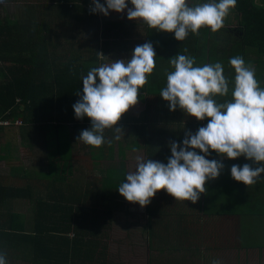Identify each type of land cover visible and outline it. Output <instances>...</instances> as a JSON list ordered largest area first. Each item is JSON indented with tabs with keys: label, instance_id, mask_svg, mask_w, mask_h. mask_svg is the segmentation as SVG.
<instances>
[{
	"label": "trees",
	"instance_id": "16d2710c",
	"mask_svg": "<svg viewBox=\"0 0 264 264\" xmlns=\"http://www.w3.org/2000/svg\"><path fill=\"white\" fill-rule=\"evenodd\" d=\"M53 1L57 7L56 18L59 20L74 21L82 33H94V29H101V13L90 12V5ZM229 13L233 14V22L227 25L229 20L224 18V26L216 32L204 26L198 35L189 34L184 41L174 38L173 44H170L172 55L179 53L199 60L208 58V61L214 63L220 62V59L227 61L232 57L241 56L249 63L246 55L264 54V9L255 7L252 0H237L235 8L230 9ZM23 18L21 22L0 23V75L5 79L0 81V129L8 125L21 127L22 141H28L29 136L36 134L38 139L48 145L58 142L60 150L43 156L47 164V167L43 168H47V172L39 174V177L47 180L44 182L45 193L53 196L61 195V192L65 191L68 194L66 196L64 193L66 198L59 197L60 201L57 200L60 203L50 207L49 198L42 193L39 198H33L37 194L35 183L38 188L42 184L35 181L34 176L25 174L29 177L26 178L27 183L23 188L5 186L0 181V250L7 253L9 264L14 260H18L14 264H19L20 261L22 264H135L115 255L111 257L108 243L100 241L102 234L107 231L99 214L109 215L110 226H113L114 221L121 219L114 217L111 205L115 197L114 190L126 178V169L111 168L104 171L102 178L84 179L85 175L92 173L93 163H80L76 166L79 160L76 161L77 156L72 155L70 145V127L77 130L80 125L78 122L81 121L76 120L72 107L80 99L76 93L83 94L81 74L87 75L94 64L97 67L102 64L103 60L99 59L102 53V39L101 44L96 46L94 37L93 43L89 36L81 40L85 46L77 39V50L65 53L54 44L56 47L52 49L53 54L49 55L51 59L45 60V53L40 52L41 55H37L29 52L28 47L33 38H25V41L24 36L27 32L30 38L35 37L46 27L37 21L28 20L27 13ZM4 27H7V30ZM38 41H42L41 49L47 44L44 38H38ZM230 69L224 70V75L228 76L229 81H234L236 74L231 65ZM233 86V83L229 84L230 91L227 96L217 95V102L232 99ZM85 119L90 121L87 116ZM132 119L127 117L123 121L130 123ZM209 119L206 118L204 123L207 124ZM30 126L32 131L28 129ZM7 140L3 141L5 147L9 144ZM134 145H137V142H134ZM156 151L155 155L160 157L162 150ZM196 151L200 153L199 149ZM210 151L212 154L206 158L220 159L225 167L218 178L205 182L206 191L200 194L196 203L176 201L161 189L146 206L144 217L128 211L122 214L125 216V224L130 225L129 218L132 219L134 225H141L142 232L147 236L148 252L144 264H192L195 263L192 257L202 250L211 253L214 249L213 236L217 238L221 229L220 217H225L215 213L221 211L222 200L230 199L226 198L230 189L235 194H228L232 199L250 203L260 200L259 194L264 192V185L261 186L257 181L246 186L243 182L233 179L230 172L233 164L242 166V158L244 163L252 164L251 160L244 156L228 160L229 158L225 157L219 158L221 156L215 150ZM91 154L93 155V151ZM168 154H163L162 158L167 159ZM3 159L4 156L0 155V160ZM8 170L11 174L24 173L22 167H10ZM235 184L236 186H233ZM160 192L164 193L160 195ZM96 193L105 200L99 208L97 196L94 198ZM13 198L18 201L26 198L36 201L37 207L32 209V231L25 230V214H13L6 205ZM87 202H91V206ZM62 203L64 206H61ZM208 225L212 228L209 229ZM29 226L31 227L30 224Z\"/></svg>",
	"mask_w": 264,
	"mask_h": 264
},
{
	"label": "clouds",
	"instance_id": "9594fccd",
	"mask_svg": "<svg viewBox=\"0 0 264 264\" xmlns=\"http://www.w3.org/2000/svg\"><path fill=\"white\" fill-rule=\"evenodd\" d=\"M91 0L90 12L109 15V11L123 13L127 18H140L150 28L174 33L178 41L189 34L198 35L207 26L212 32L223 27L224 18L237 0H210L208 3L190 6L186 0ZM187 51V49H185ZM100 53V52H99ZM105 55L100 53L99 59ZM156 52L151 42L135 46L129 59L112 60L92 67L82 76L83 94L72 105L77 119L90 118L91 127L84 129L78 141L99 148L107 140L104 133L113 129L116 140L123 130L117 122L128 109L137 104L138 92L148 82L155 68ZM174 71L167 72V86L160 96L169 102V109L179 106L185 113L203 121L210 118L193 134L185 132L182 146L176 141L169 143L171 156L167 163L136 157V170L129 171L118 187L127 201L141 207L151 203L161 189L179 201L196 203L206 191L205 182L219 177L225 165L221 160L207 159L211 150L221 158L236 159L244 156L252 164H233L230 172L233 179L246 186L255 184L264 173V88L255 78V68L243 57L229 59L234 68V81L224 75L220 62L195 66V58L177 53L169 59ZM233 83L232 99L217 102L215 97L227 96ZM199 149L200 154L196 150ZM135 151V149H133ZM0 264H7V253L0 250ZM210 264H221L219 259Z\"/></svg>",
	"mask_w": 264,
	"mask_h": 264
},
{
	"label": "crops",
	"instance_id": "0c3cea01",
	"mask_svg": "<svg viewBox=\"0 0 264 264\" xmlns=\"http://www.w3.org/2000/svg\"><path fill=\"white\" fill-rule=\"evenodd\" d=\"M60 1H65L66 4L78 3L82 5H91V0ZM100 2L105 3V0H100ZM127 2L129 7H132L130 0H127ZM186 2L190 6H195L197 4L208 3L210 0H186ZM252 4L255 7L264 9V0H252ZM56 11L57 7L54 5L53 0H22L21 2L0 0V23H3L4 21L13 23L21 22L24 20L23 15L27 13L28 20L37 21L43 25L44 28L46 27L40 34H36L35 37L30 38L27 32H25L24 36V39L33 38L32 43L28 47L29 52L37 53V55H41L40 52L45 53V56H47L45 60L51 59L49 55L53 54L54 50L52 49L56 47L54 44H57L58 49L62 51V53L71 52L73 50L76 51L77 39H79L80 44L85 46L81 40H85L88 36L90 40L94 37L95 46L101 44L102 39L100 48L101 52L105 55L102 63L110 64L113 62L112 60L129 59L135 46L146 42H151L156 52V57H154L156 66L153 69V72L148 76V82L139 90L137 104L131 106L117 122V126L123 129L121 133H119L121 137L119 140L115 139L117 133L113 128L105 130L104 133L106 139L112 141L110 144L105 143L99 148H96L86 145L82 141H78L77 138L80 132L91 127V121L86 120V116L78 122L80 125L77 130L70 127L72 155L77 156L76 161L79 160V162L76 163V166L80 163H93L92 173L88 174V172H85L88 175H93V177L102 178L104 177V171L117 167H124L127 174L131 171L130 167H136L137 156L143 157L144 159L158 160L166 164L167 159H163L162 155L169 153L168 156H171V150L169 147L170 142L176 141L182 146L186 131H191L195 134L199 127L206 125L204 120H197L196 117L185 113L179 108V106L175 111H171L169 109V102L165 101L159 95L160 90L167 86L166 71H174V68L169 62V59L174 56L172 55V47L170 46V44H173V39L175 38L174 33L152 29L140 18H137V21L130 20L127 18V10L123 13L110 10L109 15L107 16L101 13L99 17V22L102 26L101 29H94V33L93 31L82 33L77 27L78 24L74 21L70 19L59 20L56 18ZM225 18L229 20L227 25H230L233 22V14L230 15L229 13ZM43 23L47 24L49 29H47V26ZM4 28L7 30V27ZM38 38H44L45 43H47L42 49V41H38ZM98 38L100 41H98ZM220 60V63L224 62L223 69H229L230 71L229 60ZM195 61L196 63L194 67L203 66L205 64H214V61L210 62L208 61V58H202L201 60L195 59ZM248 62L255 68V78L259 82V85L264 87V54L259 56L249 55ZM93 67H97V65L94 64ZM3 72L5 73L6 71ZM82 76H86V74L83 73L81 74V78ZM1 80L5 79L0 75V81ZM69 115L72 116L73 113ZM127 117L133 118L130 123L123 121ZM134 119H136V121ZM69 126H71V124H69ZM2 127L3 128L0 129V144H3V141L7 139L6 135H13V138H8L7 141H9V144L6 145V147L10 145L7 149L11 150L14 146H11L12 143H17L18 147L16 149H19L20 155L23 156V159L20 158L22 161L21 163L19 160L13 158L12 154H10L12 151L4 152L5 144H3V146L0 145V155L4 156V159L0 160V167L5 170L4 173L0 172V181H2L3 185H12L23 188L25 183H27L26 178L29 177L27 175H31V177L34 176V178H36L35 181H38V183L42 182L39 188L38 184L35 183L37 194L33 197L34 199L39 198L42 193L47 199L49 198L48 206L52 207V205H57L60 201L59 197L66 198L68 193H65V191L61 192V195H53L55 196L54 198L45 193L44 182L47 180L39 177V174L42 175L43 172H47V168H45L46 170L43 168L44 166L47 167V164L43 160V156L48 153L50 154V152L54 153L56 150H60V144L58 142H53L48 145L38 139L36 134L29 136L28 141H22L20 137L21 127L13 125ZM28 129L32 131V126ZM134 142H137V145H134ZM133 149H135V151H133ZM156 150H162L160 157L158 154L155 155L157 152ZM91 151H93V155L91 154ZM241 162L244 164L243 158L241 159ZM260 163L264 164V162ZM5 165L6 167H4ZM252 166L256 167L258 165L252 164ZM10 167H22L24 168V173H21L22 175H17L16 173L11 174L8 170ZM261 176L264 177V173H261ZM258 181L261 183V186L264 185V178H261ZM115 190L118 191V188ZM164 192H167L166 189H164ZM164 192H160V195ZM64 193L66 196H64ZM119 194L120 193L114 194L115 197L113 204L111 205L113 212L114 210L117 211L116 207L114 209V206L117 204L116 195ZM96 196L99 201V208L101 206L100 204H102V196L99 193H96ZM262 198L264 199V192L259 194V199ZM6 205L9 206L13 214L26 213L37 207L36 201L29 200L28 198L21 201H18L17 198H13V200L6 203ZM61 206H64V203H62ZM126 211L144 217L146 206H139L135 210H132L127 206L123 212L120 210L122 213H125ZM220 220L221 229L218 233L219 236L217 238L216 236H213L212 239L214 249L211 253H205L204 250H202L199 254L192 257V260L195 261V263L192 264H210L213 259H219L221 264H264V246L259 245V251L257 252L252 248H245V246L241 244L242 232L240 228V215H225V217H220ZM25 225V230L32 231L27 222ZM210 225L213 226L212 224ZM211 226L208 225V228L211 229ZM142 229L143 228L141 227V231ZM211 236L212 235L210 234V237ZM103 239L104 238H100L102 243H108L107 241L103 242ZM108 252L111 253V246L109 243ZM113 256L114 254L111 253V257ZM13 258L14 254L12 255V259ZM16 262H18V260H14L12 264ZM7 264H9L8 260ZM19 264H22V262L20 261Z\"/></svg>",
	"mask_w": 264,
	"mask_h": 264
},
{
	"label": "rangeland",
	"instance_id": "374dc122",
	"mask_svg": "<svg viewBox=\"0 0 264 264\" xmlns=\"http://www.w3.org/2000/svg\"><path fill=\"white\" fill-rule=\"evenodd\" d=\"M248 57L249 55H246L247 60ZM221 64L224 68V62H222ZM6 137L7 139H11L13 138V135H6ZM11 146H13L11 150H8L7 147H4V152L12 151V153L10 152V154H12L13 158L19 160L22 163L20 158L23 159V156L20 155L19 149H16L18 147L17 143H12ZM4 167H6V165ZM130 170L135 171L136 167H130ZM0 172L4 173L5 170L0 167ZM92 177L93 175H85L84 179H91ZM233 186H236V184ZM115 193H119V191L114 190V194ZM228 194L235 195L233 190L230 189L226 194V198H230L231 200H222V212H216L215 214L240 215V228L242 232L241 244L244 245L245 248H252L254 249V251L258 252L259 245L264 246V199L262 198L256 202L251 203L244 200L242 202L241 199H232L231 197H228ZM95 197L96 195H94V198ZM116 197L117 204L114 206V209L116 207L117 211L114 210V217L116 219H118L117 217H120L121 219L114 221L113 226H110V221L108 220L109 215L104 213L99 214L102 216L101 221L103 226L105 227V231H107L103 233L100 238H104L103 242L107 241L109 243V245L111 246V253L117 256L119 259H122L124 261L129 260L128 263L132 262L135 264H144L148 252L147 236L145 235V232L141 231V225H134L132 219L129 218V220L131 221L130 225L125 224V216H123V213L120 212V210H122L123 212L127 206H129L130 209L135 210L140 205L138 203L127 201L126 198L121 194L116 195ZM102 202L104 203L105 200L102 199ZM87 204L91 206V202H87ZM24 214L26 222L29 221L31 228L34 229L33 210L27 211Z\"/></svg>",
	"mask_w": 264,
	"mask_h": 264
},
{
	"label": "built area",
	"instance_id": "2783aa9c",
	"mask_svg": "<svg viewBox=\"0 0 264 264\" xmlns=\"http://www.w3.org/2000/svg\"><path fill=\"white\" fill-rule=\"evenodd\" d=\"M19 123V122H18Z\"/></svg>",
	"mask_w": 264,
	"mask_h": 264
}]
</instances>
